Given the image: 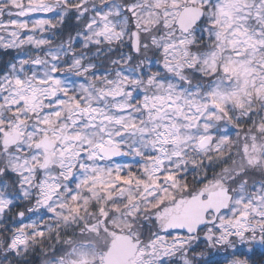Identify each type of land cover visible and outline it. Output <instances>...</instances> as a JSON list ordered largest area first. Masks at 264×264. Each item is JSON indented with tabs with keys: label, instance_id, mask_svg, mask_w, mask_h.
Returning <instances> with one entry per match:
<instances>
[{
	"label": "snow or ice",
	"instance_id": "obj_1",
	"mask_svg": "<svg viewBox=\"0 0 264 264\" xmlns=\"http://www.w3.org/2000/svg\"><path fill=\"white\" fill-rule=\"evenodd\" d=\"M90 208L264 264V0H0V264H104Z\"/></svg>",
	"mask_w": 264,
	"mask_h": 264
},
{
	"label": "water",
	"instance_id": "obj_2",
	"mask_svg": "<svg viewBox=\"0 0 264 264\" xmlns=\"http://www.w3.org/2000/svg\"><path fill=\"white\" fill-rule=\"evenodd\" d=\"M143 241H138L131 233H118L103 254L104 264H132Z\"/></svg>",
	"mask_w": 264,
	"mask_h": 264
},
{
	"label": "rangeland",
	"instance_id": "obj_3",
	"mask_svg": "<svg viewBox=\"0 0 264 264\" xmlns=\"http://www.w3.org/2000/svg\"><path fill=\"white\" fill-rule=\"evenodd\" d=\"M105 219H103L101 223L97 225L96 233H93L92 235L96 238V246L92 247L90 258L92 257H99L101 254H104L107 250L111 240L121 232H129L131 231L134 236H136L135 231L133 228L135 226L131 225L130 223L126 222L125 220H122L119 218V220L114 219V223L112 220H110L109 225H107L106 222H104ZM130 233V232H129ZM89 239V235L86 234L82 237V240ZM98 239V240H97ZM100 241V242H98ZM103 257V256H102ZM142 257L139 254V257L135 261L134 264H141Z\"/></svg>",
	"mask_w": 264,
	"mask_h": 264
},
{
	"label": "trees",
	"instance_id": "obj_4",
	"mask_svg": "<svg viewBox=\"0 0 264 264\" xmlns=\"http://www.w3.org/2000/svg\"><path fill=\"white\" fill-rule=\"evenodd\" d=\"M89 213L90 214L88 216H86L85 219H86L87 222L91 223L94 226V228H96L97 225L99 223L103 222L102 220L105 219V218L101 217L98 214V212H97V210L95 208H90ZM109 217L112 218V219L119 220L118 216L117 217H112L111 213H109ZM110 220L111 219H105L104 222H106L107 225H109V223H110L109 221ZM133 226H135V225H133ZM81 231H83L82 228H77V229L74 230V232L71 234L72 241H74L77 244H79L80 242H85V243L91 244L92 246H96L97 245L96 244V238L92 235L93 233H96V230L94 232L87 233L89 235V239H85V240H82L83 236H80V235L77 234V233H79ZM129 232L132 233L131 231H129ZM98 242H100V241H98ZM52 243L55 244L56 243L55 240H53Z\"/></svg>",
	"mask_w": 264,
	"mask_h": 264
},
{
	"label": "flooded vegetation",
	"instance_id": "obj_5",
	"mask_svg": "<svg viewBox=\"0 0 264 264\" xmlns=\"http://www.w3.org/2000/svg\"><path fill=\"white\" fill-rule=\"evenodd\" d=\"M139 254H140V252L138 253V255H137V257L133 260V262H132V264H134L135 263V261L137 260V258L139 257Z\"/></svg>",
	"mask_w": 264,
	"mask_h": 264
}]
</instances>
